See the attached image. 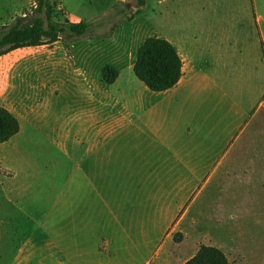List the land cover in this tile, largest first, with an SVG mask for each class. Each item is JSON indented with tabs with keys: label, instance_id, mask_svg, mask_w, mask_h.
I'll list each match as a JSON object with an SVG mask.
<instances>
[{
	"label": "crops",
	"instance_id": "obj_1",
	"mask_svg": "<svg viewBox=\"0 0 264 264\" xmlns=\"http://www.w3.org/2000/svg\"><path fill=\"white\" fill-rule=\"evenodd\" d=\"M251 4L152 36L183 62L165 92L134 73L151 38L141 29L67 33L0 57V107L20 123L0 144V264H185L203 245L227 253L206 243L216 234L206 223H223L232 175L264 162V7ZM78 44L90 53L78 56ZM106 66L118 72L112 84Z\"/></svg>",
	"mask_w": 264,
	"mask_h": 264
},
{
	"label": "rangeland",
	"instance_id": "obj_2",
	"mask_svg": "<svg viewBox=\"0 0 264 264\" xmlns=\"http://www.w3.org/2000/svg\"><path fill=\"white\" fill-rule=\"evenodd\" d=\"M52 1L57 2L60 15V19L55 21L65 23L68 13L73 23L84 21L94 24V32L88 36H129L134 34L135 30L141 29L146 38L152 37L157 31L174 34L176 26L193 25L195 28L199 14L211 8L252 5L251 0H170L162 7L150 3V0H144V7L139 5L140 0ZM258 1L259 5L264 7V0ZM37 6V0H0V28L4 25L11 27L12 23L23 26L31 24L39 15ZM75 48L79 50L78 56L90 53L87 45L78 44ZM93 63L91 60L78 62V68L89 70ZM247 161L250 165L251 159ZM253 162L251 170L238 164L243 169L232 175L233 186L222 191V204L228 203V206L223 207L226 211L221 212L223 223H206V228L216 232V238L212 237L206 243L219 242L227 251L226 255L231 264H264V162H258V159H253ZM205 193L208 194L206 191ZM217 208L208 206L207 216H217L220 212Z\"/></svg>",
	"mask_w": 264,
	"mask_h": 264
},
{
	"label": "trees",
	"instance_id": "obj_3",
	"mask_svg": "<svg viewBox=\"0 0 264 264\" xmlns=\"http://www.w3.org/2000/svg\"><path fill=\"white\" fill-rule=\"evenodd\" d=\"M39 14L31 24H16L0 28V57L16 49L52 44L70 33L81 37L94 31L88 22L62 23L57 11V2L37 0ZM141 7L145 1L140 0ZM23 23V22H22ZM183 62L177 49L163 38L151 37L138 49L134 66L136 77L154 92H165L175 87L182 77ZM118 72L111 66L102 71L103 80L112 84ZM20 131V123L5 107H0V144L8 142ZM185 264H231L227 255L217 247L203 245L194 257Z\"/></svg>",
	"mask_w": 264,
	"mask_h": 264
}]
</instances>
